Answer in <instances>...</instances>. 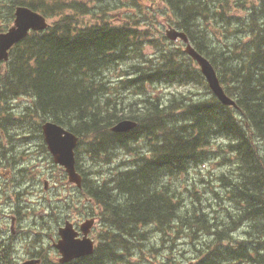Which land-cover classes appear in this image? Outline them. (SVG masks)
I'll list each match as a JSON object with an SVG mask.
<instances>
[{
	"label": "trees",
	"instance_id": "1",
	"mask_svg": "<svg viewBox=\"0 0 264 264\" xmlns=\"http://www.w3.org/2000/svg\"><path fill=\"white\" fill-rule=\"evenodd\" d=\"M4 1L12 19L14 7L25 6L52 22L45 31L30 33L10 50L8 61L1 63L5 67L0 77V97L26 96L31 104L24 111L39 119L38 127L52 122L74 134L78 138V167L80 152L107 162L119 150L132 153L139 142L147 145L134 165L111 173L112 177L104 181L97 180L91 188L93 198L107 201V218L119 226L113 227L116 230L105 242L103 260L98 253L100 264L121 259L118 250H127V236H139L142 225L171 230L178 227L179 215L184 214L185 219L192 216L187 222L191 229L201 216L205 219L203 212L185 215L179 190L173 189L170 181L191 165L207 160L210 152L206 148L218 138L228 141L227 148L239 169L233 193L245 204L241 219L253 222L259 236L252 248L246 243L210 248L213 235L217 243L221 236L232 240L230 233L236 227L219 229L205 219L201 229L211 236L204 242L205 248L207 252H220L215 257L225 253L230 260L264 264V16L259 19L264 1L260 8L253 4L251 9L246 7L247 16L236 19L233 25L226 15L228 0H162L172 16L169 24L183 31L195 50L209 60L236 109L220 104L212 95L199 101L141 96L146 86L157 82L196 81L208 90L182 50L166 48L160 41L153 42L157 62L147 60L140 66L133 63L129 71H121L124 75L117 80L118 87L132 90L134 97L119 98L107 73L119 62L144 60L140 47L150 40L147 31H138L128 23L132 19L129 13L122 24H83L78 17L90 10L77 0ZM238 6L245 8L244 3ZM217 18L225 30L234 27V40L223 46L214 45L207 28L208 22H217ZM125 119L135 121L136 127L126 133L110 131ZM113 195L119 197V207L107 199ZM197 264L219 263L206 254Z\"/></svg>",
	"mask_w": 264,
	"mask_h": 264
},
{
	"label": "rangeland",
	"instance_id": "2",
	"mask_svg": "<svg viewBox=\"0 0 264 264\" xmlns=\"http://www.w3.org/2000/svg\"><path fill=\"white\" fill-rule=\"evenodd\" d=\"M78 2L85 3L90 12L87 15H81L78 18L83 24H94L102 21L111 24H122L126 14L132 18L128 23L135 27L138 31H147L150 35V40L141 48L144 60L129 59L124 62H119L112 68L110 73H107L109 80L114 82V89L116 95L125 100H131L134 97L132 90L123 89L118 87V79L124 75L121 71H129L133 63L139 64L144 61L157 62V49L154 41H160L166 48L171 50L183 49L179 42H170L162 37H165L164 32L171 26L168 21L172 19L170 10L162 0H77ZM222 0H218V3ZM264 0H228L226 6V15L231 19L233 25H236V19H244L247 16V8L251 9V4L254 7L260 8ZM244 3V7H239L238 3ZM69 14V13H68ZM264 16L263 14L259 19ZM7 3L3 0L0 7V29H5L12 24ZM168 20V21H167ZM52 20H48L51 23ZM228 22V21H226ZM136 23V25H134ZM222 23L217 18V22L210 20L207 28L213 37L214 45L223 46L234 40L231 34L234 27L231 26L225 30L221 27ZM173 27V26H172ZM181 60V59H179ZM3 64H0V77L3 76ZM196 68L197 66L191 65ZM1 83V82H0ZM3 83V82H2ZM205 83V81H204ZM206 85V83H205ZM145 91L141 96H155L163 101L166 99L177 98L186 99L188 101H199L209 99L211 93L203 84L196 81H187L179 83H164L157 82L151 86H146ZM31 101L26 96L3 99L0 97V112L3 111V149L8 155L18 156L19 166L25 167L26 172L22 174L15 171L14 165L3 166V184L5 185V193L13 198V191L21 188L24 189L23 195L25 196L26 189L30 192L31 187L36 189L42 188L41 178L46 174V170L50 167L46 165V159L31 152L23 153L22 150L26 149L25 145H33L31 136L33 133L29 129L38 127L40 121L36 116L30 117L24 111L26 106H29ZM23 129H26L23 131ZM23 137H28V140H23ZM257 143V142H256ZM228 141L224 138H218L212 141L209 148V158L202 164L191 165L188 170L179 177L172 179L171 187L179 190L180 193V206L185 215H198L203 212L209 224L213 227L223 229L224 227H236L230 238L220 237L219 243L213 235L210 248L215 244L220 249L223 247H235L240 243H246L249 247L256 246L258 232L256 231L253 222L241 219V209L245 205L233 193L235 181L238 179L239 169L236 160L230 154L227 148ZM12 147V148H11ZM11 148V149H10ZM29 148V147H28ZM27 148V149H28ZM32 148V147H31ZM259 145V149H261ZM135 151L126 153L124 150H119L111 154V158L107 162L93 160L85 152H80L79 165L84 168L87 176L93 180L108 179L111 173L123 171L125 166L134 165L136 163L137 155L147 151V145L139 142L134 146ZM10 151V153L8 152ZM34 156V157H32ZM48 163V162H47ZM60 171L57 169L56 178H59ZM16 180V181H15ZM90 179L88 178V181ZM39 181V183H38ZM51 182V180H49ZM17 184H16V183ZM95 182V181H94ZM91 184V183H90ZM16 186V187H15ZM64 186L63 180L56 182V195L57 205H67L64 199L67 189H62ZM92 185H89L91 187ZM7 190V192H6ZM263 191V190H261ZM31 193V192H30ZM34 199L28 196L31 202ZM29 203V202H28ZM113 204V202H111ZM195 207L196 211H193ZM120 210H125L121 208ZM67 208H57L59 215L66 212ZM72 210L70 213H72ZM182 211V213H183ZM192 219L190 216L185 219L184 214L179 215V225L177 228L171 230L159 231L154 225L141 226L138 228L139 236H127L126 249H119L118 255L121 259L114 258V261H108L106 264H197L206 254L213 256L219 264H248L243 263V260H230L228 254L222 253L218 257L217 253L206 250L204 242L211 237L202 231V225L205 224L204 216H201L197 223L191 225V229L187 228V222ZM234 221V222H233ZM181 226V227H180ZM97 228V233L103 234V242L99 244V248L104 251L105 242L108 240V234L113 233L115 228ZM98 235V234H97ZM217 246V247H218ZM30 246L26 247L23 242H15L12 247V256L14 259L20 260ZM116 250V248H115ZM117 251V250H116ZM104 257V256H103ZM213 259V258H212ZM5 264V263H3Z\"/></svg>",
	"mask_w": 264,
	"mask_h": 264
},
{
	"label": "flooded vegetation",
	"instance_id": "3",
	"mask_svg": "<svg viewBox=\"0 0 264 264\" xmlns=\"http://www.w3.org/2000/svg\"><path fill=\"white\" fill-rule=\"evenodd\" d=\"M25 130L23 129V131ZM29 131L33 133L31 139L34 143L32 146L25 145L26 149H23L22 152L28 154L29 149H31L30 151L34 154L43 156L46 161L48 160V163H45L50 168L46 170L47 175L41 178V189H36L35 186L31 187V193L27 192L26 189L25 196H22L24 189L21 191L20 188L19 191H13L12 198L5 193L3 166L14 165L15 171L22 175L26 170L23 169L25 167L18 165V156L13 154L10 156L3 149V111L0 112V264H22L27 261H37V264H87L90 261L102 263L101 259H104L102 257L103 250L98 246L103 242V234L97 233V235L95 232L98 227L100 229L107 228L106 231H108L111 226L112 228L119 226L112 222L109 217L107 218L109 209L107 201L104 202L102 197L93 198L94 191H89L92 186L94 187V181L97 182V179L93 180L88 177L84 168L78 167L76 163L75 171L80 176V184L77 186L69 183L65 170L56 165L49 154L41 128L36 127L29 129ZM28 139V137H23V140ZM8 152L10 153V151ZM57 169L60 171L59 178H56ZM57 180H63L64 186L61 188L67 189L64 195L67 205H57ZM89 185L92 186L89 187ZM29 195L34 197L31 202L28 200ZM107 199H111L110 202L118 206L119 197L117 195ZM63 207L67 208V211L59 215L57 208L62 209ZM72 210L74 211L70 213ZM66 226L71 228L74 240H82L84 233L81 229L83 227L86 230V238L93 245L92 254L82 255L65 263L60 262L61 255L55 248V244L60 239L59 230ZM112 235L113 233L109 232L108 240ZM15 242H23L26 247L30 246L20 260L14 259L11 253ZM95 253L97 254L96 257H94ZM98 253L101 255V259Z\"/></svg>",
	"mask_w": 264,
	"mask_h": 264
},
{
	"label": "water",
	"instance_id": "4",
	"mask_svg": "<svg viewBox=\"0 0 264 264\" xmlns=\"http://www.w3.org/2000/svg\"><path fill=\"white\" fill-rule=\"evenodd\" d=\"M47 27L46 19L39 13L28 7H16L12 25L5 32L0 33V62H6L9 57V51L25 39L30 32H41L46 30ZM165 37L172 42L180 41L184 45L183 52L197 64L212 94L222 105L236 108L234 101L225 95L212 65L190 45L186 34L183 31L168 27L165 31ZM135 126V121L125 119L113 125L110 131L113 133H124L132 130ZM41 129L47 150L52 156L54 163L64 168L69 183L79 186L80 176L75 171L74 160V148L77 145V137L51 122H45ZM81 230L84 233L82 240H74L70 227L66 226L59 230L60 240L55 244V248L61 255V263L68 262L82 255L92 254V242L86 238V230L83 227ZM22 264H37V261H27Z\"/></svg>",
	"mask_w": 264,
	"mask_h": 264
},
{
	"label": "bare ground",
	"instance_id": "5",
	"mask_svg": "<svg viewBox=\"0 0 264 264\" xmlns=\"http://www.w3.org/2000/svg\"><path fill=\"white\" fill-rule=\"evenodd\" d=\"M123 194H124V193H123ZM111 205H112V204H111ZM121 206H122V205H121ZM118 207H119V206H118ZM141 219H142V218H141ZM154 221H155V220H154ZM155 222H156V221H155ZM134 225H135V223H134ZM138 225H140V223H139ZM138 225H137V226H138ZM142 226H143V225H142ZM148 226H149V225H148ZM111 227H112V226H111ZM118 230H119V229H118ZM117 232H118V231H117ZM118 233H119V232H118ZM121 234H122V233H121ZM123 234H124V233H123ZM124 236H125V235H124ZM118 241H119V240H118ZM117 243H118V242H117ZM117 243H116V244H117ZM108 252H109V251H108Z\"/></svg>",
	"mask_w": 264,
	"mask_h": 264
}]
</instances>
